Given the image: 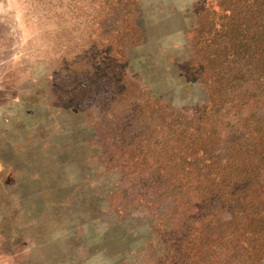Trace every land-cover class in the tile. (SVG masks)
<instances>
[{"label":"rangeland","instance_id":"obj_1","mask_svg":"<svg viewBox=\"0 0 264 264\" xmlns=\"http://www.w3.org/2000/svg\"><path fill=\"white\" fill-rule=\"evenodd\" d=\"M224 2L0 0V264H264V98L199 118Z\"/></svg>","mask_w":264,"mask_h":264},{"label":"trees","instance_id":"obj_2","mask_svg":"<svg viewBox=\"0 0 264 264\" xmlns=\"http://www.w3.org/2000/svg\"><path fill=\"white\" fill-rule=\"evenodd\" d=\"M224 4V8L223 4L220 5L221 11H212L215 28L213 31H204L198 45V58L193 61L194 71L210 92V101L199 112V118L202 119L215 112H220L224 119L233 111H240L242 107L248 106L252 99L259 102L264 98V0H225ZM186 137L190 139L192 146H200V149L189 154L193 156L200 150L207 152L197 162L204 165L203 168L210 167L207 163L213 162L215 152L202 147L204 143L212 141L198 132H188ZM240 149L226 160L223 171H229L224 175L233 181L234 186L244 184L243 188L249 189L252 186L250 176H247L244 168H236V161L241 156ZM249 149L257 151L255 147L249 146ZM249 154L253 159L262 158L259 152ZM176 161L180 162L179 159ZM257 161L261 159L251 160V163ZM186 164L196 166L185 161V171ZM189 174L191 171L181 177L184 185L191 181ZM261 225H264L262 221H252L247 227L248 233L235 241L241 242V245L253 253L255 250L251 245L255 237L263 233ZM226 235L230 241L235 239L232 232ZM212 241L209 240L208 243ZM218 246L222 244L215 243L210 249H218Z\"/></svg>","mask_w":264,"mask_h":264}]
</instances>
